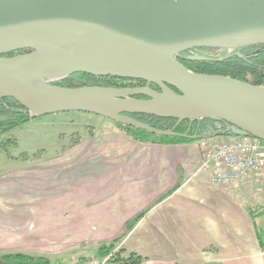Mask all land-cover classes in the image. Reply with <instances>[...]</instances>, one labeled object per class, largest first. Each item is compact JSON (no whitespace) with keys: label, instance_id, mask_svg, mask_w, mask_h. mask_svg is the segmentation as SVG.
<instances>
[{"label":"water","instance_id":"obj_1","mask_svg":"<svg viewBox=\"0 0 264 264\" xmlns=\"http://www.w3.org/2000/svg\"><path fill=\"white\" fill-rule=\"evenodd\" d=\"M257 44H264V0H0V54L29 50L0 56V98L36 116L87 112L156 135L181 136L178 123L207 118L227 123L231 134L264 140L263 86L195 72L178 60L192 48ZM75 73L145 85L48 81ZM136 113L177 122L160 130L129 116Z\"/></svg>","mask_w":264,"mask_h":264},{"label":"crops","instance_id":"obj_2","mask_svg":"<svg viewBox=\"0 0 264 264\" xmlns=\"http://www.w3.org/2000/svg\"><path fill=\"white\" fill-rule=\"evenodd\" d=\"M104 127L0 178V250L71 264L122 237L118 248L145 264H264V219L258 229L251 204L263 206L264 178L216 187L199 140L143 143ZM53 190L56 209L43 208Z\"/></svg>","mask_w":264,"mask_h":264},{"label":"trees","instance_id":"obj_3","mask_svg":"<svg viewBox=\"0 0 264 264\" xmlns=\"http://www.w3.org/2000/svg\"><path fill=\"white\" fill-rule=\"evenodd\" d=\"M12 51L1 53L0 56H11L17 52ZM190 54L206 55L213 58L212 60H189ZM178 60L187 68L206 74L227 75L235 79L250 82L255 85L264 87V44L237 47L234 49L219 48H192L180 53ZM50 83L64 87L78 86H111V87H127V86H143L145 81L139 79L120 78L113 76H93L85 73H75L72 75L54 78L48 80ZM150 87L157 89L154 84ZM143 98L142 96H139ZM134 119L141 121L151 127L160 130L171 129L176 124V119L163 118L148 114H131ZM36 117L26 108L21 106L15 99L11 97L0 98V137L4 133L22 125L31 118ZM130 139L143 143H185L199 140L201 138H210L218 135H231L228 131V124L223 121H216L207 118H196L191 123L184 120L175 128V131L181 136L156 135L149 131L114 122ZM198 135L197 139L192 136ZM80 136L75 135L68 146H72L79 142ZM7 144H15L12 139H7ZM140 215L135 217L128 223V229H131ZM122 237H118L107 243H100L96 248L95 257H103L117 247ZM260 242L262 240L259 237ZM80 261L71 264H87L89 259L82 257ZM145 258L135 253H124L123 249L117 248L111 257V262L115 264H145ZM0 264H53L45 255L30 254L20 251H4L0 252Z\"/></svg>","mask_w":264,"mask_h":264},{"label":"rangeland","instance_id":"obj_4","mask_svg":"<svg viewBox=\"0 0 264 264\" xmlns=\"http://www.w3.org/2000/svg\"><path fill=\"white\" fill-rule=\"evenodd\" d=\"M104 125L118 127L108 118L79 111L55 112L31 118L22 125L1 135L0 178L16 168L25 166V160L23 161L22 157L28 156L27 158L30 160L35 154L41 153V161H46L50 157L55 158L57 156L56 152L67 146L75 135L86 137L90 133L94 135L101 134L103 130H106ZM7 139L14 140L15 144L5 143ZM6 158L9 161H5ZM34 188L32 187V189ZM24 193L25 190L23 191ZM49 199L48 204L43 203V208L56 209L58 205L56 190L50 193ZM251 204L256 208L254 210L256 226L261 229L263 227L264 213L257 211L264 209V204L262 207L257 206L255 201ZM39 205L34 208L41 209L42 207ZM259 237L264 241V231L259 233ZM0 252L4 251L0 250ZM112 264L115 263L112 262Z\"/></svg>","mask_w":264,"mask_h":264},{"label":"built area","instance_id":"obj_5","mask_svg":"<svg viewBox=\"0 0 264 264\" xmlns=\"http://www.w3.org/2000/svg\"><path fill=\"white\" fill-rule=\"evenodd\" d=\"M200 168L208 171L216 187L239 188L248 181L264 178V140L251 135H218L201 138ZM118 246L103 257H91L87 264H112Z\"/></svg>","mask_w":264,"mask_h":264}]
</instances>
